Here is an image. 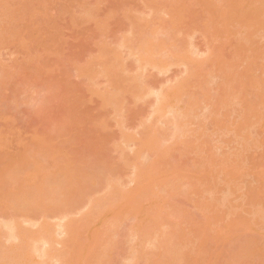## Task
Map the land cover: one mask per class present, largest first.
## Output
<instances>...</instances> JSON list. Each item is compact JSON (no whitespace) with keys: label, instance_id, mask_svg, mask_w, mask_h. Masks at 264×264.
I'll return each instance as SVG.
<instances>
[{"label":"rangeland","instance_id":"rangeland-1","mask_svg":"<svg viewBox=\"0 0 264 264\" xmlns=\"http://www.w3.org/2000/svg\"><path fill=\"white\" fill-rule=\"evenodd\" d=\"M142 1L144 0H140V1L139 0H30V1L0 0V4H1L0 6L4 8L2 10L0 9V13L3 11V13H1V16L4 14L2 17L0 16V20H1L0 24L1 23L3 24V26L2 24L0 25V30L1 29L3 30L4 28L7 31V32L5 31L6 34L5 33L3 34L4 30L0 31L2 32L1 35L4 36V37L2 36L0 37L1 40L0 42H2V44H0L1 45L0 48L2 49L0 50V141H1L0 164L5 163L6 161L8 164V165L4 164L3 166L2 165L0 166V175L3 174L2 167L5 166L4 172L6 174L4 173L3 176H1L3 178L4 176H6V179L5 178L3 179L4 183L6 182L7 184L9 180L10 181L15 180V181H11L12 183L16 182V179H12L13 178L12 176L14 175L16 178L18 179L20 178L19 179L20 181H18L17 179L16 184L14 183L15 185L21 182L22 184L20 183L19 184L20 186H22L26 182L24 186H22V189L26 185L30 186L31 184L33 185L36 183L35 185L30 187H32V189L35 191V192L33 191L34 194L39 195V197L37 196L39 199L37 197L35 199L43 203L44 201L43 198L45 197L44 194H46L47 188L43 189L42 186H44V183H42V181L43 179L44 180L48 179L49 181H51V183L56 182V180L54 181V179L57 178L58 173L55 174L57 176L53 178V180L52 178L51 179L47 178V176L44 177L42 176L43 179H40L41 175L52 174L51 176H54L53 175L54 172H56L58 169L59 171L62 170V172L60 173L64 174L63 176L65 178H63L60 174L58 176V179L62 178V182H64V184L66 182V184L63 185L64 196L63 198L61 197L62 201L59 197L61 203L60 205L57 206H60V209H62L61 208L62 205L64 206V204H67L66 210L65 208H63L64 213H68L69 211L75 212L80 206L81 209L86 208L84 206L87 205L86 203L88 201H90V200H86V198L83 197V193L81 196L83 198L81 197L78 198L77 196L73 195L77 187L75 188L73 186L74 190H69L71 189L70 187L72 186L71 180L74 183L76 182V179L78 180L79 178H81L82 180L80 179L81 180L80 182L85 184L84 182L86 181L88 182L89 181L88 179H90V177L94 174V177H92V179H90L89 181L90 182L89 184H91V181L97 180L96 178L98 177L99 174L98 171L102 170L99 174V179L97 180L100 185V182H102L101 180L106 176L103 175L105 170L109 171V173L105 171L107 174H110L112 172V176L114 177V178L111 176L109 177L108 175L109 177L108 179L106 176L105 179H103V181L105 182L106 179L108 182V180H110L111 178L110 181H113L114 183L116 177H119L120 175V177L117 178V181L118 179H120L121 182L120 183L117 182V184L120 185L122 183L120 185L123 186L122 189L124 188L122 193L120 191L121 188L118 190L115 187L116 185L114 186V188L116 189L114 188L112 189L111 186L109 187L113 190L111 191L112 195H110L109 188L107 189L108 191L106 190V192H103L105 190H103L102 188L103 186H101L102 192L101 191L98 192L97 195L95 193L94 195L96 196H92L94 197V199L91 198L92 199L91 201L94 202L96 201L98 205H101L100 208L96 206L97 204L93 203L97 208L96 210H98V208L101 210L97 212L93 208L95 210V215L94 214L92 215H94L93 217H95L97 214L99 215L101 214L100 217L97 215L95 217L96 219L95 220L91 215L90 218L92 219L90 220L88 218L90 215L87 216V213H84L83 210H81L83 211L81 213L73 212L75 215L76 214L80 215V216L72 215L74 217L71 223L73 221H75V223L74 224L70 223L72 227L69 230L75 228L73 230L75 233L73 232L72 234V236L73 235L74 236L70 237L68 234V230L67 233L61 232L60 237H59V232H56L58 236V239H56V241L58 242L60 241L59 244H62V246L58 245V242L53 240L54 242L53 246H55L57 250L53 249V252L50 250L51 252L50 253L48 252V254L53 256L54 253H56V251H57L56 254H58L59 251L61 250L63 254H65V256H57V255L55 256L59 260L63 257L62 258L63 262L65 261V263L67 264H83L82 263L83 260L87 261L84 262V264H92V263L95 264L97 262H98L97 264H102V263L127 264L128 262L129 264H264V14H261L259 12L257 13V16L255 15L256 18L263 21L261 22L260 20H258V23H256L257 21L255 20L256 18H254V14L250 12L251 8L249 7V5L251 4L248 5V0L246 1L244 0L245 2L243 1L241 7H236V8H234V5L236 3H234L233 5L230 4L229 7L231 8H225L226 5L225 3L228 2V0H164V1L151 0L152 2L150 0H147L149 1L150 4H147L148 2H146L145 0L147 5H145V2L143 3ZM159 3L160 5H158ZM251 3L252 4L254 3L253 5H251L252 8L258 7L260 5V3L257 2H251ZM211 4L215 6V7L213 6L215 9H213V7H210L212 6ZM228 4L229 2L227 3V6ZM24 5L27 6V8ZM30 5L34 6L32 7V9L34 8V10L31 9ZM246 7L249 9H247ZM153 8L154 10L158 9L157 11L155 10L156 12H158L157 14L155 11L153 12V10H151ZM206 8L207 9L210 8V9L207 10ZM236 12L239 13L240 17L236 18L235 15H233V13ZM82 13H85V15H83ZM151 13L155 15L151 16ZM23 15L25 16L23 17ZM13 30H15V32ZM149 32L150 33L155 32V34L158 32L159 34L155 35L157 39H154L155 37V36L153 37L154 34L150 35ZM9 33L11 34V36L9 35ZM146 33L149 34L148 36L149 40L151 39L150 38L151 36L152 39H154L151 40L150 44L155 45L152 42L159 43L160 41H162L163 46L164 47L166 46V48L163 47L160 48V46H158V48L155 49L161 50L163 48L165 49L166 52L168 51L170 52L167 56V60L163 56L165 62H162L161 67L164 66L166 67V65H168L169 62L171 61L170 54L171 52L174 51L173 48H175L174 46H176V44L177 47L179 44L182 46V47L181 46L178 47L179 49L180 48L183 49L185 47L184 51L183 50L179 51L181 53L186 52V54L187 53L189 54V52L191 53L193 50L197 51L191 53L195 55L196 60L194 59V55L193 57L191 56L195 61H197L198 58L201 63L203 58H206V56L207 58L204 59V61L201 63L203 66L202 65L195 66L193 64H191L192 65L191 66L189 64V67L191 66L190 72H189L190 69H188L187 67L186 68L188 71L187 70L185 71V67L183 69L182 67L179 66H174V67L170 66L173 63H175L177 60L175 62L172 61L173 63L170 62L169 65L170 68L168 69L166 67V69L168 70L164 68V70L166 71L162 70V68L160 67V69L162 70L161 73L164 71L162 74L156 71L159 70V68L153 70V68L149 67V65H147L148 67L145 68L146 64L145 66L143 65L144 67H142L141 64L142 68L140 69L142 71H140L139 69L140 63L138 62L137 65L136 63L137 59L136 61H134L135 60L134 58H136L137 56L135 55V52L134 55L136 57L132 55L133 54L132 50L134 48V50L138 49L139 51L142 47L148 46L149 43L146 40L147 39ZM246 33L247 35H245ZM130 35H133L132 38ZM190 35H192L191 41L189 40ZM126 38L128 39V41L126 40ZM122 39H125L126 42L125 40ZM136 39L138 40V44L135 43V41H137ZM141 39H143L144 41L146 40L147 45L144 44V42L142 41L143 46H140L142 45L141 43H139V41L141 42ZM121 40L124 43H119V41ZM177 41L179 43H177ZM183 41L186 43H184ZM190 42H191V46L193 44L195 48V49L193 48V50L191 51H189V49H191L193 46L190 47V44H188ZM26 43L28 44V48H26L27 47ZM117 43H119L121 46H123L122 44H124L123 46L124 48L127 45L125 43H129L126 48L127 50L121 48L119 51L120 45L118 46ZM251 43L253 45H251ZM132 45L133 46L139 45V47L141 48L136 46L132 48ZM152 45H149L150 47L148 48H151ZM116 47L119 51L117 55L120 53V55L118 56H120V59L122 56V61L124 62V63L120 62L124 64L122 65L124 67L123 69L127 73L129 72L127 74L123 71L124 72L123 74L120 71L119 67H117L116 69L118 71L114 70L116 73L119 72V74H121L119 75V79H118L119 82L117 81V83H119L118 88H116L118 89L117 93L115 92V88H113L112 86L115 87V84H117L115 83L114 78H117L118 76L115 77L114 75V78L112 77L113 79L109 80L107 78V75L105 74V78L103 77L104 79L99 77L96 79L95 77V80H93L94 78L91 79V77L95 75L93 74V72L90 71L91 74L93 75L90 76V79L94 82H90L91 80L87 79L89 77H86L88 74H90L89 67L92 68L91 70L94 71V73L97 72L96 70H93V67L96 69L99 66L98 65V62H100L99 59L103 58L102 60L103 62H101L100 64L103 63V65L106 67L105 69L107 70L108 66L106 65L105 63L106 60L104 59L106 56L105 54L109 53L107 56L109 57L110 60L107 61H110V63L112 62L113 64L114 62L113 60L111 61V58L113 57V55L115 56L116 54V53L112 54L113 52L117 51ZM129 48H131L132 56H130V58H127V60L126 59L124 60L123 58L128 57L127 53H129L128 51H130ZM207 49L210 51L211 54L208 53ZM176 50L177 49H175V51ZM198 50L200 53L198 52ZM163 51L159 53H163ZM175 51L174 53L178 52ZM205 51L206 53H204ZM100 53L103 55V57H101L102 55ZM149 53L151 54V50H149ZM152 53L153 55L156 54V50H153ZM181 53L179 54L182 55L183 53L182 54ZM164 54L166 55L165 52L162 55ZM180 55H178V53L174 54V56H180ZM197 55H202V56H197ZM148 57L149 59H151L150 55H148ZM148 57L147 58L145 57V59H148ZM156 57L160 59V57L158 56ZM201 57L203 58L201 59ZM173 58L175 59V57L172 56V59ZM106 59L108 58L106 57ZM144 62L147 63L146 61ZM159 62H161V60ZM248 62H250V64ZM108 65L111 66L110 64ZM157 65L158 63L154 65V67H156ZM115 66L116 65L108 67L109 68L108 71L112 72L113 67ZM135 66H137L136 69ZM193 66L195 67L192 69ZM87 67L89 68L88 74L86 73ZM103 68H100L101 72L102 71L104 72L105 69L102 70ZM246 68H248L247 69L248 72ZM100 69L98 71H100ZM193 70L195 71V74L193 73L195 76L192 75L193 77L190 76V78L188 77L189 78L188 79L187 76L192 74ZM83 71L85 74L83 73ZM110 72L108 74H110ZM135 72L138 74H136ZM139 72L141 75H139ZM184 72L187 73L186 77L184 75ZM112 73L110 74V77L112 76ZM134 73L139 76H135ZM183 79L185 80L184 82L185 85L182 83ZM228 80L230 82H228ZM109 81H111V83L107 85ZM112 81L114 82V85L112 84ZM207 81L208 83L210 82L211 84H208ZM228 83L229 84L232 83L231 86L233 89H231L230 92L228 88L230 89L231 86H229ZM90 84L91 86L94 84L93 85L94 87L93 86L91 87ZM177 84L182 85V90H180V87H178ZM99 85H101V87ZM183 85L184 88L186 87L187 89L185 88V90H183ZM148 86H149L148 92L149 91L151 92V90L152 92H154L153 89L155 90V92L157 90L156 95L159 96V91H160L161 97L163 96L162 94L167 95L166 94L167 92L165 93V91L168 88L169 89L172 88L171 86H173V88H176V86L179 88V90L178 89L170 90L171 94L172 91L173 92L177 91L175 92L176 94L178 93L181 95L182 93V95L184 96V97H180L179 95V100L182 99L181 101L182 103L180 104V101L179 103L177 101L179 108L177 106H175V108L177 107L179 110L176 108L177 111L174 110L176 113L175 112L173 113L175 116L172 114V116H174L175 118L178 117L179 122H180L179 119L182 118L184 119V117L181 116L184 114V113L182 114V111L186 110L187 108L191 109L192 107L189 106V103L192 101V99L194 100V98H196V101L195 100L192 101V102H197L198 108L195 105L196 106L195 108H197V110H195L196 114L188 113L189 110H187V112L185 111V113H188L189 116L193 114L195 117L191 115L192 117L186 118L188 120L184 119L185 122L182 119L181 120L182 123L180 122V126L179 123H177L178 121L176 119L175 123L178 129L182 128L181 126L183 123L184 124L190 123L189 127H186L185 129L182 128L183 130L180 129L182 130L181 132L180 130L178 131L177 128L175 129L182 134L177 133V131L176 133H173L174 132L173 123L175 120L170 122L172 120L171 115L168 114H166L167 116L164 115V119L157 118L158 115L161 114L160 113L162 112L161 110H163V107L161 108L162 104L160 105V103L163 102L164 107L168 106V105L165 106L166 102L164 100L166 98L162 99L164 97L161 98L159 96L161 100L160 99L157 100V98L154 96L155 95L154 92L152 93L153 95L151 94V96L149 97H144V96L141 97L142 98L141 101L135 100L134 96H137L139 94L144 95V93L147 94L146 88ZM143 87L144 89H142ZM150 87L152 88L151 90ZM136 88H138V90ZM203 88H205L204 91ZM134 89L136 90L134 91ZM169 89L167 91H169ZM95 90L97 92H95ZM120 90L123 91L121 92ZM109 91L110 93L114 92L115 96L118 95L117 98L121 94L119 97L121 100L116 103L121 106L118 107V105H116L115 106L116 109H114V111H113V106L115 105L114 100L118 101L119 99L117 100L113 96L112 97L113 100L111 101L112 106L111 105L105 106L107 103L111 104L110 101L107 102L106 99V97L108 98L109 96L111 97L113 95L112 93L111 95H109L110 94ZM185 91L186 93H184ZM254 92L256 93L255 97H253ZM101 94L103 95L104 98L101 96ZM132 94L134 95L133 96L134 99L132 98ZM149 94L150 93H148L147 95ZM185 94H188L189 96L191 95V97L193 96L192 99L190 98L191 99L190 102L187 101L189 96L187 95L188 96L187 97ZM204 94L206 97L204 96ZM168 95H170L169 92ZM223 95L227 98H225ZM222 97L225 100H223ZM104 99H106V101ZM247 99H249V101ZM159 100L160 103L158 104ZM184 101L186 103L188 102L187 106L186 103H184ZM103 102L104 103L107 102V103L104 104ZM253 103L254 106L252 105ZM155 104L160 105L161 110L159 108L156 109L155 108L156 106H154ZM182 104L183 106L184 105L185 106L182 107ZM110 106L112 108H110ZM108 107L110 110L108 109ZM180 107L182 108V110ZM204 107H206V110ZM118 108L119 110H117ZM193 109L194 106L191 110L192 112H194ZM115 110H117V112H115ZM157 110L159 111V113L157 112L158 114H155L154 112ZM119 111L121 114L118 113ZM178 111L180 112L179 113L180 115H178ZM212 111L213 113H211ZM151 112L153 114H151ZM153 115H156L157 117ZM205 115L208 117H205ZM152 116L154 117V122ZM160 116H162V114L159 115V117ZM179 116L182 118H180ZM184 116L186 117L187 114H185ZM165 117L166 118L168 117L167 119L169 121H166L167 119ZM163 120H165L166 122L165 121L163 122ZM142 121L143 123H141ZM119 124H121L122 127H120ZM184 126H187V124ZM161 128H163L161 130L162 132L160 131ZM147 130H150L149 132L150 135L147 133ZM157 130L160 131L159 134H162L161 136L163 138L159 136L158 134L159 131L157 132ZM164 130L166 132L168 131V133L163 132ZM187 131H189V133L185 135L186 133L184 132ZM123 133L124 134L128 133L130 136V137L127 136L126 140L129 137L128 139L131 138L133 141L131 143L128 140L129 143L127 142L128 144H126L127 147L126 150H123L125 146H123L122 148V143L124 141L123 138L125 137H122L123 141L122 143H120L121 136L124 135ZM155 133L158 134L157 136H159L160 139H162V141L165 143V144L163 143L164 144L163 146L162 141L160 140L161 141L160 143L162 144L160 145V147L161 146L162 147L160 149L158 148L157 151L154 148L156 147L155 145L159 143V141H157L158 143L157 142L154 143L153 140V144H155L153 145L151 140V139L157 140L159 138V137H157V139L156 137L152 138L156 136ZM164 133L166 134V136ZM203 133L204 135H202ZM169 134L171 136H174V134L175 136L180 134L182 135L181 138L183 137V139H179L180 136L179 137L174 136L175 138H178L177 141V139H175L174 137L171 138ZM165 137L166 139L164 140ZM36 142L38 143V146L37 145L35 146V144H37ZM133 143H137L135 144V147L138 146L137 151L131 148L134 147ZM149 144H152L153 147L154 146L155 147L153 148L152 145ZM30 146L31 148L33 147L35 151L33 149L31 150V148L30 150H28L29 148L27 147ZM147 146L152 147V148L148 147L149 152L146 151ZM36 147L37 149H40V147L43 148L41 150H38L39 152L41 151L39 155L37 154V149H35ZM119 147L121 148V150H123V152L126 151L125 153L128 155L126 156L125 153H122L120 155L121 150L118 149ZM128 148H131L129 149L130 153H128L129 152L127 150ZM141 149L142 150L144 149L143 151H146V153L148 152L146 156L145 153L144 156L141 157V155H143L142 153L143 151L141 152ZM164 149L165 150L167 149L168 151H165ZM131 150H133V152H136L135 155H133V152H131ZM152 150H154V153L152 152ZM43 153H46V155H43ZM2 154L10 158L12 157L13 158L9 161L8 159L10 158L7 157L8 158L7 159ZM232 154H234L237 157H235ZM222 155L224 156L222 157ZM137 156L139 157L136 159ZM18 157H20V159L22 158L23 161L21 160V162H19L20 160H16L18 159ZM208 158L210 159V161ZM141 159L142 160L145 159V161L147 160V164L148 163L149 164L148 165L146 164V167H144L145 164L144 161H142L141 168H139L140 167L139 163H141L140 162ZM26 160L27 162H25ZM135 160L138 161L136 162ZM12 161L13 162L15 161V164L20 163L19 164L20 166L22 165L24 166V168H26L22 170L23 174L20 173L21 169H19L22 166L20 167L17 164L15 168V164ZM28 161H30L31 164L30 162L28 163ZM100 161L102 162L103 166L105 164L104 168H101L103 166H101L102 164ZM134 162H135V168L133 167L134 164L132 165V163ZM153 162L155 164H152ZM136 163L138 166L136 165ZM13 164L15 169L13 168ZM113 164L115 167L113 166ZM151 164L155 165V167L153 166L154 167L153 168ZM110 165L113 167H110ZM157 165L158 167H156ZM6 166L9 167L6 168ZM46 166H48V168L53 166L51 168L52 170H50V168L49 171L48 169L46 170L47 168ZM60 166L62 167L60 168ZM147 166L152 167V169L149 167L151 169L149 171L148 170L149 168L147 169ZM67 167L70 168L67 169ZM94 167H97V169H95ZM131 167L134 168V171L132 170L133 168L131 169ZM143 167L146 170H148L147 173ZM9 168L10 169L12 168L13 171L18 174L17 175L16 173L13 174V171H11L12 169L8 170ZM40 168L44 169L45 172L41 171L42 169L39 170ZM98 168L101 169L98 170ZM136 168L137 170L141 169V173L137 172L138 174H140V177L138 176L139 178H137V180L139 179V182L142 185L140 184H138L139 186L136 184L134 185L136 181H133V184L129 185L132 182L130 181V179H128V176L130 172L131 174L129 178H132L134 175H136L135 172ZM16 169L18 172L16 171ZM7 170L9 172L11 171L12 175L10 174L11 172L8 174ZM38 170L40 172H37ZM26 171L29 172L27 173ZM89 172L91 173V176H89L90 175ZM96 173L97 176H95ZM38 174L40 177L38 176ZM155 174H158L156 175L158 179L154 177ZM25 176L26 178H24ZM152 176L155 179L152 178ZM7 177L9 178V180L7 179ZM85 177H87L88 179L86 180ZM140 179L141 180L143 179V183H141ZM33 180L35 182H32ZM97 181H93L92 184L94 183L96 184L92 186L95 188L94 190L99 191L100 188L98 187L99 189H97L96 186L98 185ZM152 181H154L153 185L151 183ZM62 182L58 184L59 187L60 185L63 184ZM105 182L102 183L105 184ZM156 182L158 183V185ZM229 182L231 183L229 184ZM12 183H9L11 188L14 189L19 188L18 186L15 185H14L15 187H12L13 185ZM50 184L49 183L47 184L46 182V185L50 186ZM67 184H69L68 187H66ZM107 184H109V182ZM166 184H168L169 187H166ZM9 185H7V187L4 185L5 186L4 190L6 189L10 194H12L13 192L16 193L18 192L17 190L11 191V188L7 189ZM38 185L40 186L42 185L41 186L42 188L40 187L41 190H39ZM75 185L77 186V183ZM227 185L229 186V188ZM2 186L3 183L2 184L0 183V188ZM85 186H84L85 189H83L80 186L77 188V190L79 191V188H82V190H86L87 189L86 187L89 185H87L86 187ZM50 187H53V185ZM139 187L140 189H138V192L139 190L140 192L138 193L136 191L137 190L136 188ZM37 188L39 191H43L42 194H40L41 192L38 193L39 191L37 192ZM22 189L19 190L22 191ZM28 189L25 190L28 191ZM66 189H68L69 191L67 190L66 192ZM224 189L226 192L224 191ZM47 190L50 191L49 189ZM114 190H118L120 193L119 195H122V197L120 196L118 200L114 201L113 199L116 198L117 196L116 194V196L112 199L113 202L110 204L111 205L110 208L107 207L109 205L105 206V202H107V200L105 199L109 198L106 196H110V197L113 196V194L115 193ZM51 191L54 192V190ZM133 191L138 193V195L135 193L136 194L135 198ZM143 191H147V193ZM56 193L58 194V196L62 194V192L60 194L58 192ZM67 193H73V194H68L70 200H67L69 202L66 203L63 201L65 197H68ZM126 193L128 196L130 195L131 197L129 196L125 198ZM142 193L146 194L145 197L147 196L148 198H145V200H143L144 194ZM13 194L16 196L14 197V199L16 198V200H18L17 197H19L18 196L19 193L18 194L13 193ZM23 194L27 196L26 193ZM6 195L8 194L5 193V197ZM84 195L85 196L88 195L90 198L92 194L91 195L90 193L87 194L86 191ZM10 196H8L6 199H9V201L11 200L10 203L11 206H13L12 199H10ZM34 197L35 195L31 197L32 202L30 201V199L28 200V202L30 201V203H35V205H33L34 207L30 206V209L34 210V208L38 207L37 212L42 211V209H44L45 206L47 207V205H50L51 203L50 200H47L46 202L44 201V203L47 205L42 207L44 203L41 205L38 202L37 203L34 202V199L32 200V198ZM41 197L43 201L40 199ZM50 197L52 198V196ZM50 197L48 198L51 199ZM76 197L78 199H82V201L81 204L75 203L76 205L79 204V207H77L78 206L77 205L76 206L77 209L76 207L74 209L73 207H71L72 204H70V202L74 203L77 199ZM98 197L99 198L102 197L100 201L98 200L99 203L101 202L100 204L96 200V198ZM3 198L4 195L2 198L0 197V200L1 199L4 200ZM20 198L22 201L23 198L22 197ZM26 198L28 199V196ZM89 198L87 197V199ZM27 199H25L26 202ZM84 199L86 200V203ZM51 200L54 201L55 199H51ZM103 200H105V202H103ZM78 201L80 200H77V202ZM4 202L5 203H9V202L4 200L2 204H0V208L3 205V208L1 209L5 210L8 208H4V207L10 206L9 205L10 203L7 204V206L5 204L4 206ZM108 202L110 203L111 201ZM17 203L15 201V204ZM82 203H85V205L82 206L83 205ZM36 204H38V206H36ZM56 204H59V202L57 201ZM56 204L55 206L54 204L52 206L50 205L51 208L52 207L56 208L57 207ZM18 205L20 206L21 204L18 203ZM50 206L47 208H50ZM24 207L23 209L30 210L29 205L27 206L28 208H24ZM71 209L74 210L71 211ZM79 209L77 211H79ZM56 210L57 213H54ZM86 210L89 211L88 214H91V212L93 211L92 208H86ZM2 211L3 210H1L0 212L2 213ZM12 211L10 210L9 212L8 210L6 211V217L5 219L3 218L4 221L2 220L4 224L10 223L8 219L10 220L11 216H15L13 214H15L17 210L13 211V213ZM35 211L36 210H34L29 214L31 215V217L33 216V218H35L38 221V223L34 219L37 225H35V227L28 226V230L30 229L29 227H31L32 229L30 230L34 232L31 235H29L30 231H28L27 235L33 238V234H37L39 231H43V230L47 231L50 229L49 231L51 232L52 228L53 230L57 231L56 230L57 224L55 229H54L55 225L54 227L51 226V228L48 227V225L49 224L51 225V223H47L46 225L44 220H42L45 219L46 217L45 216L43 217V214L41 216V214L39 213L33 215L32 213L35 214ZM43 211L45 214L46 210ZM43 211L41 213H43ZM63 211L60 213L58 208H56L54 212L49 211L48 214H46V216L48 217L46 219H49L50 217L54 216L56 218H54V220L51 221L53 223H58L59 222L58 218L61 217ZM23 212L24 211H21L20 213L23 214ZM49 213H51V215ZM53 214H57V215L55 216ZM116 214L118 217L115 216ZM22 216L23 217L20 216L21 219L24 218V214ZM28 216L29 215H26V219ZM112 216L116 217V221H120L119 223L113 222L114 224H118V226L120 227L115 229V225H113V223L111 224V226L113 225V227H109L111 220L115 221V218ZM16 217L18 218V216ZM16 217H12L11 220L13 218L16 219ZM85 217H87L90 222L87 225H84V223L86 224L88 221V219L87 218L85 219ZM33 218L31 219L33 220ZM82 219H85V221L86 220L87 221L85 222ZM80 220H82L83 222ZM47 221L48 220H46V222ZM108 221L110 222L108 223ZM39 222L45 223L44 225L45 229H43L44 227L43 224L41 223L43 228L40 230L41 225L39 224ZM3 223L0 225L1 228ZM20 223H22V220ZM81 224L84 227H86V229ZM38 225L40 226L38 227ZM73 225H80L81 228L77 226L78 227L77 229L79 231L81 230L80 233H78L79 231ZM155 226L158 228H155ZM22 227L25 229L24 226ZM36 228H38L39 230ZM108 228L111 229V232H109L110 230ZM24 229H23V233H25L26 235ZM106 229H108L109 231ZM112 229H114L113 233H112L113 231ZM155 231L158 233H155ZM53 232L51 233L53 234ZM81 232L85 234H82ZM62 233L66 234L64 235L65 238H63ZM70 233L72 232L70 231ZM115 233H117V235ZM76 234L79 237L78 239L76 238L77 237ZM36 236H40V234H37ZM69 238L73 241V244L72 242L71 244H68L70 243ZM73 238L76 240L74 241ZM66 239H68V241H65ZM80 239L82 240V242L80 241ZM151 239H153L152 240L153 242L151 241ZM4 240H5L3 241L4 245L2 244V242H0L2 246L0 247L4 248V251L2 250L3 252L0 251L2 253L0 255V260H1V256L7 251L8 248L7 246L8 240H6V238ZM10 242L11 241H9V243ZM66 243L68 245H66ZM153 243L155 246L153 245ZM77 244H79L77 248L73 246V245L76 246ZM12 245H14L12 246L13 250H16L17 246L19 245V242L15 241L12 243ZM38 245L42 246V244H38ZM37 246L35 247L33 246L30 249L36 248ZM67 246H73L72 248L68 247V250H70V248L72 250L71 251L66 250ZM106 246H107V250H104L105 253L102 255L103 249H106ZM163 246L165 247L162 248ZM10 247L11 246H9V249ZM29 247H31V245ZM51 247H48L47 249H50ZM80 247L81 250L79 249ZM92 247L94 248V250L95 249L96 250L95 251L92 250L93 249ZM128 248L129 249L134 248V249L132 251L131 249L129 250ZM37 249L38 247L36 248V250H32L31 252L32 259L33 257L34 258L36 257L34 252L39 253L38 251L44 250L41 249V247L38 250ZM47 249L45 254L47 253V251H49ZM73 249L76 250L74 251V253L75 252L78 253L77 256L76 254L72 253ZM99 250L101 253L99 252ZM30 251L31 250H29L27 253L29 254ZM61 251L60 254L62 255ZM91 252L92 253L94 252V254H92ZM79 253L81 254L79 255ZM39 254L41 255L42 252ZM90 254L93 255L92 256L93 258L90 257ZM40 255H38V257ZM99 257L101 258L100 260L98 259ZM51 258L54 259L56 262H58V260H56L55 257L54 258L51 257ZM94 258H97L100 261V263L97 259ZM179 258L181 262L179 261ZM62 259L57 264H61ZM47 260L49 261L51 260L50 256L49 259ZM88 260L89 262L90 260L92 261L88 263ZM34 261L36 262L40 261L37 262V264H40L41 261L44 263L43 259L33 260V262L30 261L31 263L30 262L29 263L34 264ZM51 261L52 263L48 262L45 264H53L54 261L53 260Z\"/></svg>","mask_w":264,"mask_h":264},{"label":"bare ground","instance_id":"bare-ground-1","mask_svg":"<svg viewBox=\"0 0 264 264\" xmlns=\"http://www.w3.org/2000/svg\"><path fill=\"white\" fill-rule=\"evenodd\" d=\"M29 1H30V0H29ZM139 1H140V0H139ZM150 1H151V0H150ZM152 1H154V0H152ZM152 1H151V2H152ZM163 1H164V0H163ZM241 1H242V2H241ZM243 1H244V0H228L229 4H228V6H227V3H228V2H226V3H225V4H226V5H225V8H231V7H229V5H230V4L233 5L234 3H236V4L234 5V8H236V7H241ZM245 1H246V0H245ZM245 1H244V2H245ZM249 1H250V0H248V5H249V4H251V5L254 4V3L252 4L251 2H257V3H260V5H259L258 7H253V8H252L251 5H249V7L251 8V11H250V12L254 14V18H256L257 13H259V12H260L261 14H264V10H263V9H264V1H263V0H253V1H250V3H249ZM2 2H3V1H2ZM142 2L144 3L145 0L142 1ZM146 2H148L147 4H150L149 1L146 0ZM146 2H145V5H147ZM161 2H162V1H161ZM24 4H25V3H24ZM0 5H1V4H0ZM26 5H29V4H26ZM158 5H160V3H159ZM211 5H212V6H210V7H213V6H214L213 4H211ZM6 6H7V5H6ZM20 6H21V4H20ZM24 6H25V5H24ZM148 6H149V5H148ZM208 6H209V5H208ZM208 6H206V7H208ZM0 7H1V8H0L1 10L4 9V8H2V6H0ZM25 7L27 8V6H25ZM30 7H31V9H32V7H34V6H31V5H30ZM158 7H159V6H158ZM214 7H215V6H214ZM214 7H213V9H215ZM247 7H248V6H247ZM247 7H246V8H247ZM154 8H155V5H154ZM154 8L151 9V10H153V12H154L155 10H156V11L158 10V9H155V10H154ZM156 8H157V7H156ZM5 9H6V7H5ZM7 9H8V8H7ZM84 9H85V8H84ZM148 9H149V8H148ZM206 9H207V8H206ZM209 9H210V8H209ZM209 9H207V10H209ZM247 9H249V8H247ZM29 10H30V9H29ZM32 10H34V8H33ZM32 10H31V11H32ZM35 10H36V9H35ZM8 11H10V10H8ZM83 11H85V10H83ZM89 11H90V10H89ZM156 11H155V12H156ZM160 11H162V10H160ZM1 13H3V11H2ZM1 13H0V16H1ZM24 13H25V12H24ZM149 13H150V12H149ZM157 13H158V12H156V14H157ZM161 13H162V12H161ZM5 14H6V13H5ZM82 14L85 15V13H82ZM87 14H88V12H87ZM159 14H160V13H159ZM3 15H4V14H3ZM3 15H2V16H3ZM152 15H155V14H152V13H151V16H152ZM233 15H235L236 18H237V17H240L238 12L233 13ZM236 15H237V16H236ZM255 15H256V16H255ZM2 16H1V17H2ZM24 16H25V15H23V17H24ZM148 16H149V15H148ZM20 17H21V15H20ZM153 17H154V16H153ZM156 17H157V16H156ZM151 18H152V17H151ZM151 18H150V20H151ZM23 19H24V18H23ZM238 19H239V18H238ZM255 20L257 21L256 23H258V20H260V19L256 18ZM260 21H261V20H260ZM260 21H259V22H260ZM0 22H1V20H0ZM261 22H263V21H261ZM261 22H260V23H261ZM1 24H2V23H1ZM1 24H0V25H1ZM2 26H3V24H2ZM1 28H2V27H1ZM16 28H17V27H16ZM162 28H163V27H162ZM167 28H168V27H167ZM14 29H15V28H14ZM1 30H2V29H1ZM1 30H0V31H1ZM3 30H4V31H3ZM3 30H2V31H3V34H4V33L6 34L7 31H6L4 28H3ZM8 30H9V29H8ZM153 30H154V29H153ZM5 31H6V32H5ZM13 31L15 32V30H13ZM16 31H17V30H16ZM169 31H170V30H169ZM246 32H247V31H246ZM10 33H12V32H10ZM10 33H9V35L11 36ZM144 33H145V32H144ZM144 33H143V34H144ZM149 33H150V32H149ZM166 33H167V32H166ZM241 33H242V32H241ZM243 33H244V32H243ZM1 34H2V32H0V37L2 36ZM151 34H154V35H153V37H154L155 35H158L159 33L157 32V33L155 34V32H154V33L151 32L150 35H151ZM160 34H161V33H160ZM162 34H163V32H162ZM141 35H142V33H141ZM144 35H145V34H144ZM243 35H244V34H243ZM245 35H247V33H246ZM10 36H9V37H10ZM14 36H15V35H14ZM130 36H131V38H132L133 35H130ZM139 36H140V35H139ZM139 36H138V37H139ZM146 36H147V39H146V40H147L148 43H149L148 46H145V45H144V46L146 47V49H145V47H142V48L139 47L140 44L137 45V46L134 45V46H136V47L141 48V49H140L141 51H140V50L138 51V49H136V50H137V52H136V50H134V48H133L134 46L132 45V48H133V50H132L133 54H132V55H134V52H135V55H136L137 57L134 55V57H136V58H134V59H135L134 61H136V59H137V61H136L137 65H138V62L140 63V64H139L140 67L138 66L139 69L142 68V67H144L145 64H146L145 68L148 67L147 65H149V67L153 68V70L159 68V70H156V71H158V73H161V71L164 70V68L166 69V67L169 69L170 66H173V67H174V66H179V67H182L183 69H184V67H185V71H186L187 68H188V69H190V70H189V72H190V71H191V66H192L191 64H193V65H195V66H198V65L201 66V65H202L201 63L204 61V59L207 58V56H206V58L201 57V59L203 58V60H202L201 63H200V60L196 57V58H197V61H195V60H196V59H195V55H194V54H191V53H192V52L194 53V52H197V51L193 50L194 45L192 44V46H193V47H192V46H191V42L188 43V44H190V47H192L191 49H189V51H191V50H193V51H192L191 53H190L189 51H187V52H189V54H188V53L186 54V52H185V53L182 52L183 54H182L181 52H179V51H182V50L184 51V48H185V47L183 46V47H184L183 49H181V48L179 49L178 47H180L181 45L179 44L178 47H177V44H176V46H174L175 48H173L174 51H175V49H177L176 51H178V52H177L178 55H180L179 53H181L182 55H180V56H174V54H177V53H174V51L171 52V54H170L171 57H170V55H169V57L171 58V61H170V62L173 63V62H175L176 60H177V61H176L175 63H173L172 65H170V62H169V64L166 65V67H165V66H164V67H161V66H162V62H165V61H164V57H165V59L167 60V56H168V54H169L170 52H169V51L166 52L165 49H163V48H166V46H165V47L163 46V42H162V41L159 42V43L162 44V45H160L159 43H155V42H152V43H154L155 45L150 44V43H151V40L157 39L156 36L154 37V39H152V36H151V37H150V38H151L150 40H149V37H148L149 34L146 33ZM191 36H192V35H190V38L188 37L190 41H191V39H192ZM2 37H4V36H2ZM124 37H125V36H124ZM142 37H143V36H142ZM157 37H158V36H157ZM159 37H160V36H159ZM12 38H13V37H12ZM15 38H16V37H15ZM21 38H22V37H21ZM121 38H122V37H121ZM131 38H130V39H131ZM134 38H135V37H134ZM144 38H146V37H144ZM238 38H239V37H238ZM242 38H244V37H242ZM245 38H246V37H245ZM5 39H6V37H5ZM5 39H4V40H5ZM7 39H8V38H7ZM23 39H25V38H23ZM161 39H162V38H161ZM186 39H187V38H186ZM2 40H3V38H2ZM122 40H125V39H122ZM122 40L119 41V43H124ZM126 40L128 41L127 38H126ZM126 40H125V42H126ZM136 40H137V39H136ZM139 40H140V39H139ZM146 40L144 41L143 39H141V42L139 41V43L142 44V43L144 42V44H146ZM184 40H185V39H184ZM0 41H1V40H0ZM22 41H23V40H22ZM131 41H132V40H131ZM142 41H143V42H142ZM181 41H182V40H181ZM19 42H20V41H19ZM175 42H176V41H175ZM183 42H184V41H183ZM250 42H251V41H250ZM119 43H117L118 46L120 45ZM135 43L138 44V40L135 41ZM177 43H179V42L177 41ZM184 43H186V42H184ZM0 44H2V42H0ZM3 44H4V43H3ZM26 44H27V43H26ZM125 44L128 45L129 43H125ZM131 44H132V43H131ZM188 44H185V45H188ZM122 45L124 46V44H122ZM127 45L125 46V48H124L123 46L120 45V46H119V47H120V48H119V51H120L121 48H122V49H126V48H127ZM146 45H147V44H146ZM149 45H152V46H151L152 49H151V48H148V47H150ZM164 45H165V43H164ZM166 45H167V44H166ZM174 45H175V44H174ZM251 45H253V44L251 43ZM140 46H143V44L140 45ZM158 46H160V48L163 47L162 49H163L164 51H163L162 49H161V50H159V49H155V48H158ZM0 47H1V45H0ZM24 47H25V46H24ZM129 47H131V46H129ZM181 47H182V46H181ZM190 47H188V48H190ZM26 48H28V44H27V47H26ZM143 48H144V50H143ZM112 49H113V48H112ZM194 49H195V48H194ZM0 50H2V49L0 48ZM113 50H114V49H113ZM116 50H117V51H116ZM116 50H115L116 52H113V53L110 51L112 54L116 53L115 56H114V55H113V57L111 56L113 59L110 57V58H111V61L113 60L114 63L112 64V62L110 63V61H107V60H110L109 57L107 56L109 53L105 54L106 56L104 55V56H105L104 59L107 61V62L105 61V63H106V65H107L108 67H111V66L116 65V66H115L116 68L113 67V71H114V70H115V71H118V70H116V69H117V67H119L120 71H121L123 74H124V72L127 73V72L123 69L124 67L122 66V65H124V64H123L124 62L122 61V56H121V59H120V56H118V55H120V53L117 55V53L119 52L118 49H117V47H116ZM126 50H127V49H126ZM129 50H130V51H128L129 53H127V54H128V57L123 58L124 60H125V59L127 60V58H130V56H132V55H131V48H129ZM142 50H143V51H142ZM149 50H151V54L149 53ZM153 50H156V54H154L155 56L153 55V53H154L155 51L152 53ZM171 50H172V49H171ZM207 50H208V49H207ZM108 51H109V50H108ZM161 51H163V53L165 52L166 55H165V54L162 55L163 53H159V52H161ZM176 51H175V52H176ZM185 51H186V50H185ZM106 52H107V50H106ZM121 52H122V51H121ZM126 52H127V51H126ZM146 52H147L148 55H150V58H151V59H149V57H148V55L146 54ZM198 52H199V50H198ZM101 53H102V52H101ZM101 53H100V54H101ZM157 53H158L159 55H158ZM172 53H173V55H172ZM199 53H200V52H199ZM204 53H206V51H205ZM208 53L211 54L209 50H208ZM102 54H103V53H102ZM102 54H101V55H102ZM112 54H110V55H112ZM121 54H123V53H121ZM124 54H125V53H124ZM195 54H196V53H195ZM209 54H207V55H209ZM110 55H109V56H110ZM183 55H185V56H183ZM188 55H189V56H188ZM193 55H194V59H195V60L192 58ZM99 56H100V55H99ZM117 56H118V58H117ZM152 56H154V57H152ZM156 56L160 57V59H158ZM163 56H164V57H163ZM172 56L175 57V59L173 58L174 60L172 59ZM191 56H192V57H191ZM197 56H202V55H197ZM101 57H103V55H102ZM106 57H107L108 59H106ZM115 57H116V58H115ZM145 57H146V58L148 57V59H145ZM155 57H156L157 59H156ZM99 58H100V57H99ZM132 58H133V57H132ZM161 58H162V59H161ZM170 58H168V59H170ZM176 58H177V59H176ZM191 58H192L193 60H192ZM118 59H119V60H118ZM99 60H100V62H98V65H99V66L97 65L99 68L97 67L98 69H97V68L95 69V68L93 67V70H96L98 73H97L96 71H95L96 73H94V71L91 70L92 68L89 67V68H90L89 73L91 74V72H93V74H94L95 76H93L92 74H91V75L88 74V69H89V68L87 67V72H86V73L89 75V76H88L87 74H86L87 76L85 75L86 77H89V78H87V79L89 80V79H90V76H93V77H91V79L94 78L93 80H95V77H96V79H97L98 77L104 79V78H105V74H106V75H107V78L110 80V79H113V78H114V75H115V77L118 76L117 78H114L115 83H117V81H118V79H119V75H121V74H119V72L116 73L115 71H114V72L112 71L113 73L110 72V71H108V70H109L108 67H107V70H106V69H105L106 67L103 65V63L100 64L101 62H103V61H102L103 58H102V59H99ZM117 60H118V61H117ZM160 60H161V62H159ZM198 60H199V61H198ZM115 61H117V62H115ZM134 61H133V62H134ZM144 61H146L147 63H145ZM172 61H173V62H172ZM248 61H249V60H248ZM108 62H109V63H108ZM120 62H123V63H120ZM142 62H143V63H142ZM136 63H135V65H136ZM157 63H158L159 66L157 65L158 67L156 66V67H157V68H156V67H154V65H156ZM160 63H161V64H160ZM199 63H200V64H199ZM248 63L250 64V62H248ZM251 63H252V62H251ZM95 64H96V63H95ZM108 64H110L111 66H109ZM119 64H120V66H119ZM141 64H142V67H141ZM152 64H153V65H152ZM189 64L191 65L190 67H189ZM89 65H90V64H89ZM102 65H103V66H102ZM143 65H144V66H143ZM151 65H152V66H151ZM169 65H170V66H169ZM93 66H94V65H93ZM195 66H193L192 69H193ZM200 66H199V67H200ZM202 66H203V65H202ZM103 67H104V68H103ZM160 67L162 68V70L160 69ZM186 67H187V68H186ZM199 67H198V69H199ZM100 68H103L102 70L105 69L106 71L104 70V72L102 71V72H103V73H102ZM114 68H115V69H114ZM136 68H137V66H135V69H136ZM202 68H203V67H202ZM202 68H201V69H202ZM99 69H100V71H98ZM110 69H111V68H110ZM122 69H123V70H122ZM135 69H134V71H135ZM143 69H144V68H143ZM168 69H166V70H168ZM196 69H197V68H196ZM247 69H248V68H246V70H247ZM126 70H127V69H126ZM166 70H164V71H166ZM202 70H203V69H202ZM84 71H85V70H84ZM84 71H83V73H84ZM90 71H91V72H90ZM123 71H124V72H123ZM129 71H130V70H129ZM140 71H142V70L140 69ZM159 71H160V72H159ZM164 71H163V72H164ZM187 71H188V70H187ZM193 71H194V70H193ZM193 71H192V74L189 73L190 75H188L187 78H188V77L190 78V76L193 77L192 75L195 74V71H194V72H193ZM99 72H100V73H99ZM109 72H110V74L112 73V76H111V77H110V74H108ZM144 72H145V70H144ZM163 72H162V73H163ZM196 72H197V71H196ZM247 72H248V70H247ZM101 73H102V74H101ZM128 73H129V72H128ZM128 73H127V74H128ZM130 73H131V72H130ZM135 73H136V72H135ZM135 73H134V74H135ZM162 73H161V74H162ZM193 73H194V74H193ZM84 74H85V73H84ZM96 74H97L98 76H97ZM127 74H126V75H127ZM136 74H138V73H136ZM136 74H135V76H139V75H141L140 72H139V75H136ZM199 74H200V73H199ZM99 75H101V76H99ZM184 75H185V77H186L187 73L184 72ZM243 75H244V74H243ZM135 76H134V78H135ZM194 76H195V75H194ZM1 77H2V76H1ZM83 77H84V76H83ZM103 77H104V78H103ZM109 77H110V78H109ZM112 77H113V78H112ZM129 77H130V74H129ZM207 77H209V76H207ZM189 78H188V79H189ZM91 79H90V80H91ZM115 79H116V80H115ZM132 79H133V78H132ZM206 79H207V78H206ZM121 81H122V80H121ZM186 81H187V80H186ZM253 81H254V80H253ZM90 82H94V81L91 80ZM104 82H105V81H104ZM118 82H119V81H118ZM122 82H123V81H122ZM184 82H185V80L183 79V80H182V83L184 84ZM224 82H226V81H224ZM228 82H230V81L228 80ZM249 82H250V81H249ZM257 82H258V81H257ZM105 83H106V82H105ZM109 83H111V81H109L107 85H109ZM188 83H189V82H188ZM207 83H208V81H207ZM94 84H95V83H94ZM94 84H93V85H94ZM112 84L114 85V82H113V81H112ZM112 84H110V85H112ZM117 84H118V85H117ZM117 84H115V87L112 86L113 88H115V92H116V93H117V90H118V89H116V88H118L119 83H117ZM122 84H124V83H122ZM204 84H205V83H204ZM208 84H211V83L209 82ZM225 84H226V83H225ZM228 84H229V83H228ZM228 84H227V85H228ZM231 84H232V83H231ZM231 84H229V86H231ZM254 84H255V83H254ZM254 84H253V86H254ZM93 85H92V86H93ZM95 85H96V84H95ZM180 85H181V84H180ZM180 85L177 84V86L180 87V90H182V85H181V86H180ZM184 85H185V84H184ZM184 85H183V90H185V88H186V87L184 88ZM90 86H91V84H90ZM92 86H91V87H92ZM99 86L101 87V85H99ZM104 86H105V85H104ZM121 86H122V85H121ZM177 86H176V88H173V86H171L172 88H170V89L168 88L169 91H167L168 89H167L166 91L164 90L165 93L167 92V93H166L167 95L162 94V95H163L162 97H164V98H162V97L160 96L161 93H160V91H159V96H160L162 99H165V98H166L164 101L166 102L165 106L168 105L167 107H164V105H163L164 103H163V102L160 103V100H161V99H160L159 96L156 95L157 90H156V92H155V90L153 89V91L155 92V95H154V96L157 98V100L160 99V100L158 101V104H159V103H160V105L162 104V105H161V108L163 107V110L160 109V105H158V104H157V105H158L159 107H158L156 104H155L154 106H156V107H155L156 109L159 108V109L162 111V112H160V113L162 114L163 118H162V116L159 117V115H161V114H159L158 117H157L156 115H153V116H156L158 119H159V118L164 119V115H166V114L171 115L172 120H171L170 122H172V121L175 120L174 123H173V129H174V132H173V133H176V131H177V130H175V129L177 128L175 122H176V119H177V121H178V117L175 118V117H174L175 115H174L173 113L175 112L174 110H176V108L178 107V103H179V101H180V104L182 103V102H181L182 99L179 100V95H180V94H178V93L176 94V93H175V92H177V91H174V92L172 91V94H171V93H170V92H171L170 90H174V89H176V90L178 89V90H179V88H178ZM186 86H187V84H186ZM93 87H94V86H93ZM96 87H98V86H96ZM110 87H111V86H110ZM112 87H111V88H112ZM105 88H106V87H105ZM227 88H228V87H227ZM106 89H107V88H106ZM120 89H121V88H120ZM136 89L138 90V88H136ZM136 89H134V91H135ZM142 89H144V87H143ZM146 89H147V91H146L147 94L150 93L149 95H147L146 93H144V95L139 94V95H137V96H134L135 93H136V92H135L134 95L132 94V98H133V96H134V97H135V100H139V101H141V100H142L141 97H143V96H144V97H149V96H151L152 93H154V92H152V90H151L152 88H151V87H150L151 92H150V91L148 92L149 86H148ZM186 89H187V88H186ZM204 89H205V88H203V91H204ZM231 89H233L232 86L230 87V89L228 88L229 92H230ZM93 91H94V90H93ZM107 91H108V90H107ZM107 91H106V92H107ZM112 91H113V89H112ZM120 91L122 92L123 90H120ZM144 91H145V90H144ZM144 91H143V92H144ZM161 91H162V90H161ZM254 91H256V90H254ZM95 92H97V91L95 90ZM121 92H120V93H121ZM168 92H169L170 95H168ZM178 92H179V91H178ZM201 92H202V91H201ZM224 92H225V91H224ZM109 93H110V91H109ZM111 93L113 94L111 97H110V96H109L108 98L106 97L107 102L110 101L111 104H109V103H107V102H106L107 104L104 103V102L106 101V99H104L105 101H104L103 103L106 104L105 106H108V105H111V106H112V102H111V101L113 100L112 97L114 96L117 100L119 99L118 101H115V100H114V102H115V105L113 106V111H114V109H116L115 106L118 105V104H116V103L119 102V101L121 100V99L119 98L121 94H120L119 97L117 98L118 95L115 96L114 92H111ZM111 93H110L109 95H111ZM132 93H133V92H132ZM137 93H138V91H137ZM137 93H136V94H137ZM163 93H164V92H163ZM179 93H180V92H179ZM184 93H186V91H185ZM184 93H183V94H184ZM225 93H226V92H225ZM107 94H108V93H107ZM118 94H119V93H118ZM202 94H203V93H202ZM249 94H250V93H249ZM255 94H256L255 92H254V95L252 94L253 97H255ZM103 95H104V93H103ZM103 95L101 94L102 97H103ZM105 95H106V94H105ZM140 95H141V96H140ZM146 95H147V96H146ZM152 95H153V94H152ZM185 95L187 96L188 94H185ZM165 96H166V97H165ZM167 96H168V97H167ZM188 96H189V95H188ZM188 96H187V97H188ZM204 96H205V94H204ZM223 96H224V95H223ZM227 96H228V95H227ZM229 96H230V94H229ZM139 97H140V98H139ZM180 97H184V96L182 95V93H181ZM205 97H206V96H205ZM224 97H225V96H224ZM256 97H257V96H256ZM259 97H260V96H259ZM103 98H104V97H103ZM190 98L192 99L193 96L191 97V95H190L187 101L190 102V101H191ZM225 98H227V97H225ZM244 98H245V97H244ZM110 99H111V100H110ZM133 99H134V98H133ZM146 99H147V98H146ZM189 99H190V100H189ZM204 99H205V98H204ZM222 99L225 100L223 97H222ZM228 99H229V98H228ZM143 100H144V98H143ZM185 100H186V98H185ZM194 100L196 101V98H194ZM194 100L192 99V101H194ZM243 100H244V99H243ZM247 100L249 101V99H247ZM259 100H260V98H259ZM162 101H163V100H162ZM177 101H178V103H177ZM192 101L189 103V106L192 107V108H193V106H194V109H193L194 112L191 111L192 108H191V109L187 108L186 110H183L184 112L182 111V114H183V113H184V114L181 115V116H183L184 119H186V118H188V117L190 118V117L194 116L193 114H191L192 116H191V115L189 116L188 113H195V112H196L195 110H197V108H198V106H197V102H192ZM202 101H203V100H202ZM228 101H229V100H228ZM245 101H246V100H245ZM245 101H244V102H245ZM250 101H251V100H250ZM253 101H254V100H253ZM253 101H252V102H253ZM203 102H204V101H203ZM223 102H225V101H223ZM154 103H157V102H154ZM184 103H186V102L184 101ZM187 103H188V102H187ZM187 103H186V106H187ZM191 103H193V104H191ZM195 103H196V104H195ZM250 103H251V102H250ZM113 104H114V103H113ZM190 104H191V105H190ZM201 104H202V102H201ZM203 104H204V103H203ZM195 105L197 106V108H195V107H196ZM207 105H208V104H207ZM248 105H250V104H248ZM252 105L254 106V103H253ZM111 106H110V108H112ZM120 106H121V105H118V107H120ZM154 106H152V107H154ZM175 106H177V107L175 108ZM184 106H185V105H184ZM184 106H183V104H182V107H184ZM189 106H188V107H189ZM202 106H203V105H202ZM249 107H250V106H249ZM155 108H154V109H155ZM164 108H165V110H164ZM178 108H179V107H178ZM178 108H177V109H178ZM180 108H181V107H180ZM185 108H186V107H185ZM185 108H184V109H185ZM204 108H205V110H206V107H204ZM252 108H253V107H252ZM108 109H109V107H108ZM108 109H107V110H108ZM159 109H158V110H159ZM202 109H203V108H202ZM244 109H245V108H244ZM246 109H247V108H246ZM248 109H249V108H248ZM253 109H254V108H253ZM109 110H110V109H109ZM117 110H119V108H118ZM117 110H115V112H117ZM120 110H122V109H120ZM152 110H153V109H152ZM152 110H151V111H152ZM158 110L155 111L154 113H155V114H158L159 111H160V110H159V111H158ZM178 110H179V109H178ZM181 110H182V108H181ZM181 110H180V112H181ZM187 110H189V112H188V113H185V111L187 112ZM113 111H111V112H113ZM176 111H177V110H176ZM203 111H204V110H203ZM243 111H244V110H243ZM246 111H247V110H246ZM254 111H256V110H254ZM152 112H153V111H152ZM152 112H151V114H153ZM157 112H158V113H157ZM180 112L178 111V115H180V114H179ZM118 113H120V111H119ZM175 113H176V112H175ZM208 113H209V112H208ZM208 113H207V114H208ZM211 113H213V111H212ZM219 113H220V112H219ZM248 113H249V111H248ZM120 114H121V113H120ZM172 114H173L174 116H172ZM185 114H187L186 117L184 116ZM195 114H196V113H195ZM214 114H215V113H214ZM252 114H253V113H252ZM149 115H150V114H149ZM149 115H148V116H149ZM150 116H151V115H150ZM153 116H152V117H153ZM166 116H167V115H166ZM209 116H210V115H209ZM242 116H243V115H242ZM123 117H124V116H123ZM156 117H155V118H156ZM173 117H174V119H173ZM179 117H180V116H179ZM194 117H195V116H194ZM205 117H208V116L205 115ZM245 117H246V116H245ZM117 118H118V117H117ZM120 118H121V117H120ZM165 118H166V117H165ZM167 118H168V117H167ZM167 118H166V119H167ZM180 118H182V117H180ZM242 118H243V117H242ZM182 119H183V118H182ZM182 119H179L181 123H182V121H181ZM184 119H183V121H184ZM245 119H246V118H245ZM248 119H249V118H248ZM113 120H114V119H113ZM119 120H120V119H119ZM186 120H188V119H186ZM190 120H191V119H190ZM193 120H195V119H193ZM143 121H145V120H143ZM143 121H142L141 123H143ZM147 121H148V119H147ZM155 121H156V119H155ZM160 121H161V120H160ZM164 121H165V120H163V122H164ZM166 121H169V120L167 119ZM166 121H165V122H166ZM153 122H154V117H153ZM180 122H179V121L177 122V123H179V126H180ZM184 122H185V121H184ZM116 123H117V122H116ZM120 123H121V122H120ZM123 123H124V122H123ZM151 123H152V122H151ZM159 123H160V122H159ZM154 124H155V123H154ZM165 124H166V123H165ZM171 124H172V123H171ZM183 124H184V123H183ZM183 124H182V126H181L183 129H185L186 127H189V126H190V125H189L190 123H186L187 126H184V125H186V124H184V125H183ZM115 125H116V124H115ZM125 125H126V124H125ZM140 125H141V124H140ZM174 125H175V126H174ZM191 125H192V122H191ZM119 126L122 127L121 124H119ZM141 126H142V125H141ZM151 126H152V125H151ZM162 126H163V125H162ZM177 126H178V124H177ZM124 127H125V126H124ZM126 127H127V126H126ZM144 127H146V126H144ZM148 127H149V126H148ZM156 127H157V125H156ZM191 127H192V126H191ZM158 128H159V127H158ZM163 128H164V127H163ZM163 128H161L160 131H161ZM182 128H179V129L177 128V129H178V131H179V130L182 129ZM200 128H201V125H200ZM120 129H121V128H120ZM120 129H119V131H120ZM144 129H145V128H144ZM183 129H182V130H183ZM235 129H236V128H235ZM121 130H122V129H121ZM150 130H151V127H150ZM150 130H147V133H148L149 135H150V133H149ZM182 130H180V132H181ZM191 130H192V129H191ZM191 130H189V131H191ZM123 131H124V130H123ZM126 131H127V130H126ZM128 131H129V130H128ZM130 131H131V130H130ZM158 131H159V130H157V132H158ZM160 131L158 132V134L160 133ZM178 131H177V133H180V132H178ZM189 131L184 132V133H186L185 135H187V134L189 133ZM237 131H238V130H237ZM157 132H156V133H157ZM161 132H162V131H161ZM163 132L168 133V131L166 132L165 130H164ZM129 133H130V132H129ZM134 133H135V132H134ZM151 133H152V132H151ZM156 133H155V134H156ZM165 133H164V134H165ZM169 133H170V132H169ZM123 134H124V133H123ZM148 134H147V136H148ZM158 134H156V136L153 135L154 137H152V138H155V137H156V139H157V137H159V136L162 137V136H161L162 134H159V136H157ZM180 134H182V133H180ZM180 134H179V135H176V136H175V134H174V136H175V137H179V136H180L179 139H183V137L181 138L182 135H180ZM121 135H122V134H121ZM124 135H125V136H124ZM124 135L121 136V142H120L119 140H118V141H119L120 143H122V141H123V139H124L125 144H124V141H123V143H122V148H123V146H125V148H124L123 150H126V148H127V147H126V144H128L129 141H130L131 143H132L133 141H132L131 138H130L131 140L128 139V138L130 137L128 133H127V134H124ZM142 135H144V134H142ZM169 135H170V134H169ZM171 135H172V133H171ZM171 135H170V136H171ZM202 135H204V133H203ZM214 135H215V134H214ZM127 136H129V137H128L127 140H126V137H127ZM134 136H137V135H134ZM147 136H145V137H147ZM165 136H166V134H165ZM167 136H168V135H167ZM174 136H171V138H173ZM183 136H184V135H183ZM206 136H207V134H206ZM122 137H125V138L122 139ZM160 137H159L157 140H155V139H151V140H152V144H153V140H154V143L157 142V141H159V143L157 142L158 144H156V145L153 144V145L156 146V147L154 146L155 148L153 147L152 144H149V145H152V147H153L154 149H156V151H157L158 148L160 149V148L162 147V146L160 147V145H162V144L164 143V142L162 141V139H160ZM175 137H174V138H175ZM184 137H185V136H184ZM234 137H236V136H234ZM150 138H151V136H150ZM162 138H163V137H162ZM237 138H238V137H237ZM165 139H166V137L164 138V140H165ZM169 139H170V138H169ZM175 139H177V141H178V138H175ZM128 140H129V141H128ZM149 140H150V139H149ZM160 140L162 141V144L160 143V142H161ZM172 140H173V139H172ZM137 141H138V140H137ZM179 141H181V140H179ZM0 142H1V141H0ZM127 142H128V143H127ZM165 142H166V141H165ZM16 143H17V142H16ZM36 143H37V142H36ZM131 143H130V145H131ZM150 143H151V142H150ZM167 143H168V142H167ZM190 143H191V141H190ZM202 143H204V142H202ZM0 144H1V143H0ZM2 144H3V143H2ZM41 144H42V143H41ZM41 144H40V145H41ZM123 144H124V145H123ZM133 144H134V147H131V148H133V150H136V151H137L138 146L135 147V144H137V143H133ZM142 144H143V143H142ZM164 144H165V143H164ZM164 144H163V146H164ZM188 144H189V142H188ZM237 144H239V143H237ZM36 145L38 146V143L35 144V146H36ZM40 145H39V146H40ZM32 146H33V144H32ZM119 146H120V145H119ZM157 146H159V147H157ZM200 146H201V145H200ZM207 146H208V145H207ZM42 147H43V146H42ZM42 147H40V149H37V147L35 148V149H37V154H38V155H39V153L41 152V151L39 152L38 150L43 149ZM128 147H130V146H128ZM140 147H141V145H140ZM148 147H151V146H147V150H146V151L149 152ZM152 147H151V148H152ZM198 147H199V146H198ZM2 148H3V146H2ZM27 148H29L28 150H30L31 146H30V147H27ZM131 148H128V149H127V150L129 151L128 153H130V150H129V149H131ZM134 148H136V149H134ZM151 148H150V149H151ZM32 149H33V147L31 148V150H32ZM59 149H60V147H59ZM118 149L121 150L120 147H119ZM144 149H145V148H144ZM144 149H143V150H144ZM233 149H234V148H233ZM3 150H4V149H3ZM28 150H26V151H28ZM33 150H34V149H33ZM45 150H47V149H45ZM123 150H121L120 155H121L122 153H125V152H126V151L123 152ZM133 150H131V152H133ZM143 150L141 149V152H142ZM164 150H165V149H164ZM34 151H35V150H34ZM34 151H32V152H34ZM146 151H143V152H142L143 155H141V157L144 156V154L146 153ZM165 151H168V150L166 149ZM231 151H232V150H231ZM239 151H240V150H239ZM24 152H25V151H24ZM148 152H147V153H148ZM152 152L154 153V150H152ZM236 152H237V150H236ZM7 153H8V152H7ZM9 153H10V152H9ZM27 153H29V152H27ZM35 153H36V152H35ZM135 153H136V152H133V155H135ZM142 153H141V154H142ZM147 153L145 154V156L147 155ZM150 153H151V152H150ZM125 154H126V153H125ZM157 154H158V153H157ZM222 154H223V153H222ZM224 154H225V153H224ZM2 155H3V154H2ZM8 155H9V154H8ZM11 155H12V154H11ZM20 155H21V154H20ZM20 155H17V156H20ZM24 155H25V154H24ZM24 155H23V156H24ZM30 155H31V153H30ZM30 155H29V156H30ZM34 155H36V154H34ZM43 155H46V153H43ZM127 155H128V154H126V156H127ZM151 155H152V154H151ZM232 155H234V154H232ZM238 155H239V154H238ZM241 155H242V154H241ZM3 156L6 157V158L8 157V156H6V155H3ZM13 156H14V155H13ZM32 156H33V155H32ZM41 156H42V155H41ZM149 156H150V155H149ZM159 156H160V155H159ZM223 156H224V155H222V157H223ZM234 156H235V155H234ZM11 157H12V156H11ZM21 157H22V156H21ZM61 157H62V156H61ZM120 157H122V156H120ZM123 157H124V156H123ZM132 157H133V156H132ZM138 157H139V156H137L136 159H137ZM147 157H148V156H147ZM153 157H154V156H153ZM235 157H237V156H235ZM8 158H10V157H8ZM8 158H7V159H8ZM12 158H13V157H12ZM12 158H10V159H8V160L10 161ZM28 158H29V157H28ZM34 158H35V157H34ZM144 158H145V157H144ZM210 158H211V157H210ZM213 158H214V157H213ZM25 159H26V158H25ZM30 159H31V157H30ZM37 159H38V158H37ZM39 159H40V157H39ZM152 159H153V158H152ZM208 159H209V158H208ZM13 160H14V159H13ZM16 160H20L19 162H21V160L23 161V159H22V158L20 159V157H18V159H16ZM27 160H29V159H27ZM27 160H26L25 162H27ZM61 160H63V159H61ZM61 160H60V161H61ZM102 160H103V159H102ZM104 160H105V158H104ZM153 160H154V159H153ZM37 161H38V160H37ZM56 161H57V160H56ZM67 161H68V160H67ZM135 161H136V160H135ZM137 161H138V160H137ZM137 161H136V162H137ZM142 161H144V164H145V166H144V165H143V166L146 167L147 160L145 161V159H143V160L141 159V160H140L141 163H139V166H140L139 168H141ZM151 161H152V160H151ZM151 161H150V162H151ZM158 161H159V160H158ZM209 161H210V159H209ZM4 162H5V161H4ZM12 162H13V161H12ZM29 162H30V161H28V163H29ZM64 162H65V160H64ZM98 162H99V161H98ZM100 162H101V161H100ZM145 162H146V163H145ZM13 163L15 164V161H14ZM22 163H24V162H22ZM32 163H33V162H32ZM61 163H63V162H61ZM209 163H210V162H209ZM4 164H7V161H6L5 163H1L0 166H1V165L3 166ZM14 164H13V168H14ZM17 164L19 165L20 163H17ZM17 164H15V168H16V165H17ZM25 164H26V163H25ZM25 164H23V165H25ZM30 164H31V162H30ZM43 164H44V163H43ZM96 164H97V163H96ZM101 164H102V162H101ZM101 164H100V165H101ZM133 164H134L133 167L135 168V162L132 163V165H133ZM148 164H149V163H148ZM148 164H147V165H148ZM152 164H155V163L153 162ZM152 164H151V166H152V167H153V166L155 167V165H152ZM157 164H158V163H157ZM159 164H160V163H159ZM7 165H8V164H7ZM33 165H34V164H33ZM58 165H59V164H58ZM68 165H69V163H68ZM106 165H107V164H106ZM127 165H128V164H127ZM136 165H137V163H136ZM19 166H20V165H19ZM21 166H22V165H21ZM21 166H20V167H21ZM27 166H28V165H27ZM27 166H26V167H27ZM48 166H50V165H48ZM48 166H46V167H47L46 170L48 169V171H49V168H50V170H52L51 168H52L53 166H51V167H49V168H48ZM65 166H66V165H65ZM101 166H103V164H102ZM104 166H105V164H104ZM104 166L101 167V168H104ZM113 166H114V164H113ZM113 166L110 165V167H113ZM137 166H138V165H137ZM7 167H9V166H6V168H7ZM22 167H23V168H22ZM22 167L19 168V169H21V170H20V173H22V170L26 169V168H24V166H22ZM58 167H59V166H58ZM58 167H57V168H58ZM61 167H62V166H60V168H61ZM97 167H98V166H97ZM97 167H94V168L97 169ZM99 167H100V166H99ZM114 167H115V166H114ZM133 167H131V169H132ZM144 167H143V168H144ZM149 167H150V166H147V169H148ZM152 167H150V168L152 169ZM154 167H153V168H154ZM156 167H158V165H157ZM2 168H3V171H2V172H3V174H4V173H5V172H4L5 166L2 167ZM2 168H1V169H2ZM15 168H14V169H15ZM30 168H31V166H30ZM42 168H43V167H42ZM42 168H40L39 170H41ZM69 168H70V167H67V169H69ZM101 168H98V170H100ZM134 168L132 169L133 171H134ZM150 168L148 169L149 171L151 170ZM11 169H12V168H11ZM11 169L9 168L8 170H11ZM28 169H29V167H28ZM44 169H45V167H44ZM44 169H42L41 171H44ZM63 169H65V168H63ZM131 169H130V170H131ZM144 169H145V168H144ZM234 169H235V168H234ZM8 170H7V173H8V174H9L11 171H13V169H12L10 172H9ZM39 170H38L37 172H40ZM53 170H56V169H53ZM71 170H72V168H71ZM71 170H70V171H71ZM139 170H140V171H139ZM145 170H146V169H145ZM145 170H144V171H145ZM148 170H146V173H147ZM157 170H158V169H157ZM159 170H160V169H159ZM16 171H17V169H16ZM48 171H47V172H48ZM57 171H58V172H57ZM57 171H56V172L53 171V172H54V174H53L54 176H51L52 174H51V175H41V177H40L39 174H38V176L40 177V179H43L42 176H43V177H44V176H47V178H50V179L52 178V180H53V178H55V177L57 176V175H55V174L58 173V176H59V175L61 174L60 172H62V170L59 171V169H58ZM67 171H68V170H67ZM96 171H97V170H96ZM101 171H102V170L98 171L99 174H100ZM105 171H107V172L109 173L108 170H105ZM105 171H104V174H103V173H102V174H103V175H106L108 179H109L110 176L113 177V176H112V172H111L110 174H107ZM153 171H154V170H153ZM155 171H156V170H155ZM161 171H162V169H161ZM17 172H18V171H17ZM23 172H24V171H23ZM26 172H27V171H26ZM28 172H29V171H28ZM28 172H27V173H28ZM44 172H45V171H44ZM113 172H114V170H113ZM116 172H117V171H116ZM135 172H136V175H134L133 177H135L136 179L133 178V177H132L133 179H132V178H129L131 172H130V174H129V176H128V179H130V181L132 182V183L129 184V185H132V184H133V181H136V182L134 183V185H135V184H136V185L140 184L139 179L137 180V178L140 177V174H138L137 172H140V173H141V169H138V170H137V168H136V171H135ZM15 173H16V172L13 171V174H15ZM20 173H19V174H20ZM41 173H43V172H41ZM50 173H51V172H50ZM89 173H90V172H89ZM92 173H93V172H92ZM128 173H129V172H128ZM144 173H145V172H144ZM150 173H151V172H150ZM152 173H153V172H152ZM155 173H156V172H155ZM3 174L0 175V179H1V180H0V183H1V184L3 183V186L0 188V190H1V191H0V197L2 198L3 195H4V198H3V199L6 200V201H8V202L10 203L11 200L9 201V199H6V198H7L8 196L11 195V196H10V199H12V205H13V206H11V203L9 204V203H5V202H4V206H5V204H6V206H7V204H9V205L11 206V208H10V206L4 207V208H8V209H5L6 211L8 210V212H9V210H10V211H12V210H13V211H16V210H17V211L15 212V214H13V215H15V216H11V217L9 216V217H10V220L8 219V221H9L10 223H6V224H4L3 221H4L5 217H6V211H5L4 209H1V208H3V205H2V207L0 208L1 210H3L2 213L0 212V213H1V214H0V217L3 216V217H1L2 219L0 218V223H1V222L3 223L2 228H1V226H0V230H1V232H0V237H2V236L4 237V236H5L4 238H3V237L0 238V242H2V244H3V241H5V240H4L5 238H6V240H8V245H7L8 248H7V251L1 256V260H0L1 262H0V264H1V263H2V264H30L31 262H33V260H40V259H43V261H44V263L41 261L40 264H42V263L45 264V263H48V262H51V263H52L51 260H53L54 263L57 264L58 262L61 261V259H62L63 257H62V258L60 257L61 259L59 260L55 255H57V256H65V254H63V252H62L61 250H60V251H61L62 255L60 254V251H59V253H58L59 255L56 254V253H57V251H56L57 249H56L55 246H53V245H54V244H53V243H54L53 240L56 241V239H58V236H57V233H56V232H59V237H60V233H61V232H63V233H67V230H68V234H69V236H70V237H73V236H74V235L72 236V234H73V232H74L73 230H74L75 228L72 229V230H69V229H71V227H72V226L70 225V223H71V221L73 220V217H74V216H72V215H75L74 213H78V212L81 213V212L84 211V213H87V216L90 215L88 218H89L90 220L92 219V218H90V217H91L92 214L95 215V210L97 209L96 206H97V207H100L101 205H98V204L96 203V201H95V202H94V201H91V200H92L91 198L94 199V197H92V196H96L97 193L100 192V191L102 192L101 186H103L102 188H103V190H105V191H103V192H106V190H107L110 186H111L112 189H113L115 185H116L115 187H116L118 190L121 188V189H120L121 193L123 192V189H124V188L122 189L123 186H120L122 183H121L120 185L117 184V182H119V183L121 182L120 179H118V181H117V178L120 177L119 174H118L119 177H116V180L114 181V183H113V181H110L111 178H110V180H108L109 184H107V183H108V182H107V179H106V182L103 181V179H105V177H106V176H105V177L101 180L102 182H105V184L102 183V182H100V185H99V182L97 181V180L99 179V174H98V177H97V178L95 177L97 180H93V181H97V182H98V185H99V186H98V185H96V186H97V189L100 188L99 191L94 190L95 188H94L93 186H94L96 183L92 184L93 181H91V184H89V183H90L89 181H90V179H92V177H94V174L91 176V173H90V175H89V176H91L90 179H88L87 177H85L86 180H87V179L89 180L88 182H87V181L84 182L85 184H83V183L80 182V181L82 180L81 178H79L78 180L76 179V182H74V183H73V181L71 180V182H72L71 185H72V186L70 185V186H71V187H70L71 189H69V190H74V187H75V188H76V187L78 188V187L81 186L83 189H85V188H84L85 185H86V186H87V185L91 186V187H89V186L86 187V186H85V187L87 188L86 190H82V188H79V191H78L77 188H76V190L74 191V194H73V193H67V195H68V194H73V195H75V196H77V197L79 198V197L82 196V193H83V197L86 198V200H90V201H88L89 203H88V202L86 203V200L84 199V201H85V203H86L87 205H85V203H82V204H83L82 206L85 205L84 207H86V208H92V210L94 211V213H93V211L91 210V211H92V212L90 211L91 214H88L89 211L86 210V208H82V209H81V206L79 207V204H77V205H78V206H77L75 203H80V204H81V201H82V199H78L77 197H76L77 199L75 198L76 201H75V199H74L75 202L72 201V202H74V203H71V202H70V204H72L71 207H73L74 209H75L76 206L79 207V208H80V209L78 208L79 211H77L78 209H77V207H76V209H77L76 211H77V212H76V211L74 212V211H73L74 209H73V210L71 209V211H73L74 213H73V212H70V211H69L68 213H64L63 208H65V210H66V206H67V204H64L65 207L62 205V207H61L62 209H60V206H57V205H60V203H61V201H62V198H63V196H64V194H63V190H64V189H63V185H65L66 182H65V184H64V182H62V178H61V179H58V176H57V178L54 179V181L56 180L57 183H56V182L51 183V181H49L48 179H47L48 181L43 179L42 183H44V186H45V187H44V186L41 185V186L43 187V189H46V188H47V189H49L50 191H51V190H54V192H52V191L50 192V191H48V190L46 189V194H47V195L44 194V193H45V191H44V193H43L44 196H45V197L43 198L44 201L46 202L47 200H50V201H51V203H50L51 206H52L53 204H54V206H55V204H56L57 201H58L59 204H56V206H57L56 208H58V210H59L60 213L63 211V214L61 215V217L58 218V219H59V222H58V223H53L52 221H53L54 218H56V217L52 216V217H50V218H52V219H50V218H49V219H46V218H48V217L46 216V214H48L49 211L54 212V210H55L56 208H54V207L51 208L50 205L45 204L44 201L42 200V197H41L40 199L43 201L44 205H42V204H43L42 202H40V201H38V200L35 199L37 196L39 197V195L34 194L35 191H34V190L32 189V187H30V186H33V185H35L36 183L33 184V185L31 184L30 186H27V185H26L29 189H28L26 186H25L26 188L24 187V188L22 189V186H24V184H25L26 182H25L22 186H20V184H22L21 182H19L20 184L17 183V185H15L16 182H17V179H18V178H16L15 175H14V176H12L13 178H12L11 176H10V177H11L12 179H16V182H14L15 184L11 182V181H15V180H11V181H10L8 177H7V179H8L10 182L8 181L7 184H6V182L4 183V180H3L4 178L6 179V176H4V178L1 177V176H3ZM5 174H6V173H5ZM10 174L12 175V172H11ZM17 174H18V173H16V175H17ZM22 174H23V173H22ZM22 174H21V175H22ZM65 174H66V173H65ZM75 174H76V173H75ZM116 174H117V173H116ZM133 174H134V172H133ZM133 174H132V175H133ZM137 174H138V175H137ZM160 174H161V173H160ZM31 175H32V173H31ZM63 175H64V174H61V176H62L63 178H65ZM76 175H77V174H76ZM76 175H75V176H76ZM103 175H101V176H103ZM108 175H109V177H108ZM146 175H147V174H146ZM153 175H154V174H153ZM156 175H158V174H155L154 177H156ZM167 175H168V174H167ZM48 176H49V177H48ZM50 176H51V177H50ZM71 176H72V175H71ZM95 176H97V173H96ZM136 176H137V177H136ZM138 176H139V177H138ZM147 176H148V175H147ZM17 177H18V176H17ZM39 177H38V178H39ZM79 177H80V176H79ZM121 177H122V175H121ZM124 177H125V176H124ZM141 177H142V174H141ZM154 177L152 176V178H154ZM162 177H163V176H162ZM11 178H10V179H11ZM21 178H22V177H21ZM24 178H26V176H25ZM27 178H28V175H27ZM34 178H35V177H34ZM73 178H74V176H73ZM95 178H94V179H95ZM113 178H114V177H113ZM147 178H148V177H147ZM152 178H151V180H152ZM156 178H157V177H156ZM19 179H20V178H19ZM19 179H18V181H20ZM36 179H37V178H36ZM57 179H58V180H57ZM80 179H81V180H80ZM83 179H84V178H83ZM128 179H127V180H128ZM154 179H155V178H154ZM157 179H158V178H157ZM25 181H27V180H25ZM37 181H39V180H37ZM40 181H41V180H40ZM44 181H45V182H44ZM58 181H60V182L63 183L62 185H60V187L58 186V184H60V182H58ZM63 181H64V179H63ZM130 181H129V182H130ZM137 181H138V183H137ZM140 181H141V183H143V179H142V180L140 179ZM159 181H160V180H159ZM173 181H174V180H173ZM22 182H23V179H22ZM30 182H31V181H30ZM32 182H35V181L33 180ZM46 182H47V184H48V183H49V184L51 183L50 186L53 185V187H50V186L46 185ZM110 182H112L113 184L110 183ZM129 182H128V183H129ZM149 182H150V181H149ZM168 182H170V181H168ZM168 182H167V183H168ZM227 182H228V181H227ZM9 183H12V184H13V185L11 184L12 187L18 186L19 188H18V187H16V188H18V189L11 188L10 185H9ZM37 183H38V182H37ZM42 183H41V184H42ZM76 183H77V186L75 185ZM78 183H79V186H78ZM147 183H148V181H147ZM151 183H152V185H153L154 181H152ZM156 183H157V182H156ZM164 183H165V182H164ZM171 183H172V182H171ZM230 183H231V182H229V184H230ZM18 184H19V185H18ZM69 184H70V183H69ZM69 184H67L66 187H68ZM102 184H103V185H102ZM110 184H111V185H110ZM145 184H146V183H145ZM169 184H170V183H169ZM224 184H225V182H224ZM4 185H5L6 187H7V185H9L7 189H10V188H11V191H12V190H13V191H14V190H15V191L17 190V191H18L17 193H16V192H13V193H15V194H18V193L21 194V195L18 194V196H19V197H17L18 200H16V198L14 199V197H16V196H15L13 193L10 194V193L5 189V190L8 192V193H7V192L4 190V187H5ZM14 185H15V186H14ZM54 185H55L56 188L54 187ZM83 185H84V186H83ZM92 185H93V186H92ZM117 185H118L119 187H118ZM126 185H127V183H126ZM140 185H142V184H140ZM152 185H150V186H152ZM157 185H158V183H157ZM162 185H163V184H162ZM162 185H160V186H162ZM170 185H171V184H170ZM245 185H246V184H245ZM38 186H39V190H41V189H40L41 186H40V185H38ZM73 186H74V187H73ZM96 186H95V187H96ZM105 186H107V187H105ZM138 186H139V185H138ZM150 186H149V187H150ZM227 186H228V185H227ZM247 186H248V185H247ZM20 187H21V188H20ZM34 187H35V186H34ZM42 187H41V188H42ZM48 187H50V188H48ZM58 187H59V188H58ZM88 187H89V188H88ZM98 187H99V188H98ZM104 187H105L106 189H105ZM127 187H128V186H127ZM140 187H141V186H140ZM140 187H139V188H136V189H137V190H136L137 192H138V189H140ZM145 187H146V185H145ZM145 187H144V188H145ZM155 187H156V186H155ZM164 187H165V186H164ZM164 187H163V188H164ZM166 187H169L168 184H166ZM54 188H55V189H54ZM57 188H58V189H57ZM91 188H93V189H91ZM116 188H114V189H116ZM228 188H229V186H228ZM2 189H3V190H2ZM19 189H20V190L22 189V191H20ZM25 189H26V190L28 189V191H26ZM30 189H31V190H30ZM109 189H110V191H109V192H110V195H112L111 191H113V190H112L111 188H109ZM169 189H170V188H169ZM169 189H168V191H169ZM39 190H38V188H37V192H38ZM58 190H59V191H58ZM67 190H68V189H66V192H67ZM69 190H68V191H69ZM81 190H82L83 192H82ZM118 190H114L115 193L113 194V196H111L112 198H111L110 196H106V197H109V198H111V199H109V198L105 199V200H107V202H105V200H103V202H105V206L109 205V206H107V207H110V208H111V205H110V204L113 202V200L115 201V200H118V199L120 198V196L122 197V195H119L120 193H119ZM157 190H158V189H157ZM161 190H162V189H161ZM161 190H160V192H161ZM2 191H3V192L5 191V192L3 193ZM19 191H20L21 193H20ZM23 191H25V192H23ZM31 191H32V192H31ZM33 191H34V192H33ZM80 191H81V192H80ZM86 191H87V194H89V193H90V195L92 194L90 198H89L88 195H87V196H85L86 194L84 195V193H85ZM89 191H91V192H92V191H95V192H92V193H91V192H89ZM107 191H108V190H107ZM116 191H118V192H116ZM164 191H165V190H164ZM224 191H225V189H224ZM1 192H2L3 194H2ZM22 192L27 194L28 199L26 198L27 196H26L25 194H23ZM40 192H41V193H40ZM42 192H43V191H39L38 193L42 194ZM56 192H58L59 194L62 192L63 195L60 194V195L58 196V194H57ZM72 192H73V191H72ZM79 192H80V194H79ZM109 192H108V193H109ZM139 192H140V190H139ZM139 192H138V193H139ZM143 192H146V193H147V191H143ZM162 192H163V191H162ZM225 192H226V191H225ZM5 193L8 194V195H6V197H5ZM51 193H52V194H51ZM55 193H56V194H55ZM64 193H65V191H64ZM75 193H76V194H75ZM95 193H96V195H94ZM135 193H136V192L133 191L134 198H135V195H136V194L138 195V193H136V194H135ZM155 193H156V192H155ZM163 193H164V192H163ZM168 193H169V192H168ZM33 194L35 195V197L32 198V200L34 199V202H36V203L38 202L39 204L42 205V207L45 206V205H47V207L50 206V208H47V207L45 206L46 209H45V208L42 209V211H43V210H46V213H45V214H44V211H43V213H41L42 211L37 212V210H38L37 208H38V207H37V208H34V210H36V211H35V214H34V213H32V214H33V215H36V213H39V214H41V216H42V214H43V217L45 216L46 218H45V219H42V220H44V222L46 223V225H47V223H51V225H50V224L48 225V227H50V228H51V226L54 227V225H55V227H54V229H55V228H56V224H57V228H56L57 231L53 230V228H52V230H51V232L54 231L53 234L49 231V230H50V229H49V230H47L48 232H47L46 230L39 231L37 234H40V236H36L37 234H33V238H32L31 236H29V235H31V234L34 232V231L32 232V231L30 230V229H32L31 227H32V226L35 227V225H37V223H38V221H37L35 218H33V216L31 217V215L29 214V213H31V212L34 211L33 209H30V206L32 207L33 205H35V203H30V201H31V197L34 196ZM77 194H78L79 196H78ZM101 194H102V193H101ZM116 194H117V196H116ZM142 194H144V193H142ZM12 195H13V196H12ZM24 195H25V197H24ZM56 195H57L58 197H57ZM99 195H100V194H99ZM106 195H107V194H106ZM118 195H119V197H118ZM145 195H146V194H144V199H143V200H145V198H148L147 196L145 197ZM167 195H168V194H167ZM30 196H31V197H30ZM46 196H47V197H46ZM50 196H52V198H51ZM55 196H56L57 198H56ZM115 196H116V198H114ZM129 196H130V195H129ZM129 196H128L127 193H126L125 198H127V197H129ZM152 196H153V195H152ZM163 196H166V195H163ZM163 196H162V197H163ZM12 197H13V198H12ZM20 197L23 198L22 201H21V198H20ZM38 197H37V198H38ZM48 197H50L51 199H55V200L53 201V200L49 199ZM54 197H55V198H54ZM59 197H60L61 201H60ZM61 197H62V198H61ZM83 197H81V198H83ZM87 197H88L89 199H87ZM106 197H105V198H106ZM130 197H131V196H130ZM158 197H159V196H158ZM24 198L27 199V202H26V200H25ZM47 198H48V199H47ZM72 198H73V197H72ZM101 198H102V197H101ZM101 198H99V197L96 198L97 202H98V200L100 201ZM113 198H114V199H113ZM132 198H133V197H132ZM142 198H143V196H142ZM167 198H168V197H167ZM29 199H30V201L28 202ZM38 199H39V198H38ZM45 199H46V200H45ZM103 199H104V198H103ZM112 199H113V200H112ZM1 200H2V199H1ZM1 200H0V202H1L0 204H2V202L4 201V200H2V201H1ZM24 200H25V201H24ZM67 200H70L69 195H68V197H65V199H64L63 202H66V203L69 202V201H67ZM77 200H80V201L77 202ZM130 200H132V199H130ZM15 201H16V203L18 202V203L21 204V205L19 206L18 203L15 204ZM19 201H20V202H19ZM23 201H24V202H23ZM50 201H49V202H50ZM52 201H53L54 203H53ZM108 201H111V202L109 203ZM157 201H158V198H157ZM218 201H219V200H218ZM13 202H14V204H13ZM21 202H22V203H21ZM31 202H32V201H31ZM118 202H119V201H118ZM137 202H138V201H137ZM143 202H144V201H143ZM93 203H95V204H97V205L95 206V204H93ZM98 203H99V202H98ZM100 203H101V202H100ZM100 203H99V204H100ZM131 203H132V201H131ZM131 203H130V204H131ZM22 204H23V205H22ZM24 204H25V205H24ZM140 204H141V203H140ZM152 204H154V203H152ZM156 204H157V202H156ZM17 205H18V207H17ZM28 205H29V209H30V210H28V209H23L24 206H25L24 208H28V207H27ZM74 205H75V206H74ZM15 206H16V208H15ZM36 206H38V204H36ZM128 206H129V205H128ZM13 207H14V208H13ZM33 207H34V206H33ZM39 207H40V205H39ZM42 207H41V208H42ZM93 208H94L95 210H94ZM100 208H101V207H100ZM105 208H106V207H105ZM47 209H48V210H47ZM84 209H85V210H84ZM1 210H0V211H1ZM25 210H26V211H25ZM31 210H33V211H31ZM69 210H70V209H69ZM81 210H83V211H81ZM99 210H101V209L98 208V210H96V211L99 212ZM105 210H107V209H105ZM105 210H104V211H105ZM109 210H110V209H109ZM118 210H119V209H118ZM145 210H147V209H145ZM149 210H150V209H149ZM13 211H12V213H13ZM21 211H24V212H23V214H24V218H22V219H21V217H23V216H22L23 214L20 213ZM85 211H87V212H85ZM150 211H151V210H150ZM150 211H149V212H150ZM27 212H28V213H27ZM59 212H58V213H59ZM12 213H11V214H12ZM19 213H20V215H19ZM54 213H57V210H56ZM101 213H102V212H101ZM104 213H105V212H104ZM113 213H114V212H113ZM117 213H118V212H117ZM3 214H4V215H3ZM17 214H18V215H17ZM49 214L51 215V213H49ZM111 214H112V213H111ZM124 214H125V213H124ZM26 215H29V216H30V219H29V216H28L27 219H26ZM50 215H48V216H50ZM53 215L56 216L57 214H53ZM59 215H60V214H59ZM59 215H58V216H59ZM76 215H78V214H76ZM76 215H75V216H76ZM84 215H85V214H84ZM94 215H92V217H93ZM97 215L100 217L101 214H100V215L97 214ZM97 215H96V216H97ZM16 216H18V218H17ZM20 216H21V217H20ZM41 216H40V217H41ZM78 216H80V215H78ZM96 216H95V217H96ZM115 216L118 217L117 214H116ZM115 216H112V217L115 218V221L111 220V223H110V226H109V227H113V225H115V229H116V228H118V227H120V226H118V224H114L113 222H117V223H119L120 221H116V217H115ZM225 216H226V215H225ZM12 217H16V219L13 218V219L11 220ZM19 217H20V219H19ZM95 217H93V218L95 219ZM99 217H98V218H99ZM125 217H126V216H125ZM3 218H4V219H3ZM31 218H33V220H32ZM83 218H84V217H83ZM86 218H87V217H85V219H86ZM88 218H87V219H88ZM110 218H111V217H110ZM34 219L36 220L37 223L34 221ZM40 219H41V218H40ZM85 219H82V220L85 221ZM89 219H88V221L86 220L87 223H86V224L84 223V225H87V224L90 223V222H89ZM94 219H93V220H94ZM111 219H112V218H111ZM2 220H3V221H2ZM21 220H22V223H20ZM42 220H41V221H42ZM46 220H48V221L46 222ZM51 220H52V221H51ZM82 220H80V221H82ZM93 220H92V221H93ZM95 220H96V219H95ZM103 220H104V219H103ZM106 220H108V219H106ZM106 220H105V221H106ZM117 220H118V219H117ZM17 221H18V222H17ZM33 221H34V222H33ZM39 221H40V220H39ZM86 221H85V222H86ZM5 222H6V221H5ZM56 222H57V221H56ZM77 222H78V221H77ZM82 222H83V221H82ZM93 222H94V221H93ZM109 222H110V221H108V223H109ZM2 223H1V224H2ZM41 223L43 224V227H44V228L42 227V224H41ZM45 223H43V222H39V224L41 225L40 230H41L42 228L45 229V226H44ZM74 223H75V221H73L71 224H74ZM108 223H107V225H108ZM112 223H113V225L111 226ZM1 224H0V225H1ZM99 224H100V223H99ZM104 224H105V223H104ZM40 225H38V227H39ZM81 225H82V224H81ZM116 225H117V227H116ZM119 225H120V224H119ZM22 226H24L25 229H24ZM28 226H31V227H29V228H30L29 230H28ZM73 226L76 227V229L78 228L77 226L80 227V225H73ZM82 226H83V225H82ZM88 226H89V225H88ZM48 227H47V229H48ZM83 227H84V226H83ZM94 227H95V226H94ZM26 228H27V231H26ZM67 228H68V229H67ZM80 228H81V227H80ZM84 228L86 229V227H84ZM84 228H83V229H84ZM155 228H158V227L155 226ZM23 229L25 230L24 232H26V235H25V233H23ZM36 229H38V228H36ZM85 229H84V230H85ZM92 229H93V228H92ZM108 229H109V228H108ZM108 229H106V230H108ZM38 230H39V229H38ZM38 230H35V231H38ZM77 230H78V229H77ZM77 230H75V231H77ZM109 230H110V231H109ZM109 230H108V231L111 232V229H109ZM112 230H113V231H112V233H113V232H114V229H112ZM117 230H118V229H117ZM154 230H156V229H154ZM28 231L31 232V233L29 232V235H27V234H28ZM70 231H71L72 233H70ZM78 231H79V230H78ZM80 231H81V230H80ZM80 231H79L78 233H80ZM115 231H116V230H115ZM157 231H158V229H157ZM43 232H45V233H43ZM106 232H107V231H106ZM42 233H43V234H42ZM49 233H51V234H49ZM55 233H56V234H55ZM63 233H62V234H63ZM74 233H75V232H74ZM81 233H82V234H85V233H83V232H81ZM155 233H158V232L155 231ZM3 234H4V235H3ZM68 234H67V236H68ZM115 234L117 235V233H115ZM50 235H51V236H50ZM53 235H54V237H53ZM64 235H66V234H63V235H62L63 238H65ZM76 235H77V234H76ZM109 235H110V234H109ZM49 236H50V237H49ZM111 236H112V235H111ZM106 237H107V236H106ZM151 237H152V236H151ZM52 238H54V239H52ZM67 238H68V237H67ZM74 238H75V237H74ZM74 238H73V240L75 241L76 239H74ZM76 238H77V239L79 238L78 235H77ZM93 238H94V237H93ZM115 238H116V236H115ZM155 238H157V237H155ZM69 239H70V238H69ZM81 239H83V238H81ZM81 239H80V241L82 242ZM102 239H103V238H102ZM149 239H150V238H149ZM60 240H61V239H60ZM111 240H112V238H111ZM152 240H153V239H151V241H152ZM9 241H11L12 243L15 242V241H16V242H17V241L19 242V245L17 246L16 250H13V247H12V246H14V245H12L11 242H10V243H11V244H10ZM65 241H68V239H66ZM107 241H108V240H107ZM109 241H110V240H109ZM113 241H114V240H113ZM137 241H138V240H137ZM151 241H150V242H151ZM56 242H58V241H56ZM63 242H64V241H63ZM69 242H70V243H68V242H67V243H68V244H71V242H72V244H73V241H72L71 239L69 240ZM110 242H111V241H110ZM114 242H115V241H114ZM152 242H153V241H152ZM155 242H156V241H155ZM20 243H21V244H20ZM59 243H60V241L58 242V245H61V246H62V244H59ZM67 243H66V245H68ZM78 243H79V242H78ZM91 243H92V241H91ZM98 243H99V242H98ZM9 244H10V245H9ZM38 244H42V246H41V245H38ZM64 244H65V243H64ZM79 244H80V243H79ZM79 244H77L76 246H75V245H73V246L77 248V246H79ZM81 244H82V243H81ZM137 244H138V243H137ZM200 244H201V242H200ZM3 245H4V244H3ZM30 245H31V247H29ZM37 245H38V246H37ZM51 245H52V247H51ZM96 245H97V244H96ZM102 245H103V244H102ZM151 245H152V244H151ZM153 245H154V243H153ZM0 246H1V243H0ZM9 246H11L12 248L10 247V249H9ZM27 246H28V247H27ZM33 246H34V247L37 246L38 249H39L40 247H41V249H44V250H42V251H38L39 253L42 252V254H41L42 256H41L39 253L36 252V253H37V254H36V253L34 252V254L36 255V257H35V258L33 257V259H32V253H31V252H32V250H36V248H37V247H36V248L30 249V248H32ZM56 246H57V245H56ZM63 246H65V245H63ZM73 246H67V247H66L67 249H66V248H65V249L68 250V247H71V248H72ZM114 246H115V245H114ZM134 246H135V245H134ZM134 246H131V247H134ZM140 246H141V245H140ZM154 246H155V245H154ZM159 246H160V245H159ZM1 247H2V246H1ZM1 247H0V249H1L0 251L3 252V251H4V248H1ZM3 247H4V246H3ZM48 247H51V248H50V249H47ZM53 247H54V248H53ZM136 247H137V245H136ZM164 247H165V246H163L162 248H164ZM27 248H29V249H27ZM45 248H46L47 250H49V251H47L46 254H45V252H46V249H45ZM71 248H70V250H68V251H71V250H72ZM92 248H93V247H92ZM113 248H114V247H113ZM159 248H160V247H159ZM17 249H18V250H17ZM26 249H27L28 251L31 250L29 254L27 253L28 251H27ZM38 249H37V250H38ZM53 249H56V250H55L56 253H54L53 256H52V255H49L48 252H49V253H50L51 251L53 252ZM79 249L81 250V247H80ZM100 249H101V248H100ZM102 249H103V248H102ZM110 249H111V248H110ZM128 249H129V248H128ZM130 249L133 251L134 248H133V249L130 248ZM130 249H129V250H130ZM160 249H161V248H160ZM167 249H168V248H167ZM2 250H3V251H2ZM50 250H51V251H50ZM92 250H94V248H93ZM95 250H96V249H95ZM95 250H94V251H95ZM104 250H107V246H106V249H103V253H102V255L105 253ZM25 251H27V252H25ZM55 251H54V252H55ZM68 251H67V252H68ZM74 251H76V250L73 249V252H72V253H73V254H76V256H77L78 253H77V252L74 253ZM77 251H78V250H77ZM136 251H137V249H136ZM1 252H0V255L2 254ZM64 252H65V251H64ZM79 252H80V251H79ZM97 252H98V251H97ZM97 252H96V253H97ZM99 252H100V250H99ZM138 252H140V251H138ZM70 253H71V252H70ZM91 253H92V252H91ZM100 253H101V252H100ZM176 253H177V252H176ZM176 253H175V254H176ZM30 254H31V255H30ZM34 254H33V255H34ZM80 254H81V253H79V255H80ZM92 254H94V252H93ZM139 254H140V253H139ZM139 254H136V255H139ZM177 254H178V253H177ZM35 255H34V256H35ZM38 255H40V256L43 257V258H41L40 256L38 257ZM83 255H84V254H83ZM100 255H101V254H100ZM49 256H50V259H51L50 261L47 260V259H49ZM92 256H93V255L90 254V257H92ZM98 256H99V255H98ZM133 256H134V255H133ZM142 256H143V255H142ZM51 257H53V258L55 257V259L58 260V262H56V261H55L54 259H52ZM102 257H103V256H102ZM104 257H105V255H104ZM135 257H136V256H135ZM140 257H141V256H140ZM178 257H179V256H178ZM182 257H183V256H182ZM39 258H40V259H39ZM45 258H46V260H45ZM72 258H73V257H72ZM88 258H89V257H88ZM88 258H87V259H88ZM92 258H93V257H92ZM131 258H133V257H131ZM138 258H139V257H138ZM180 258H181V257H180ZM180 258H179V261L181 262ZM31 259H32V260H31ZM69 259H70V257H69ZM69 259H68V260H69ZM94 259H97V258H94ZM94 259H93V260H94ZM98 259L100 260L101 258L99 257ZM98 259H97V260H98ZM142 259H143V258H142ZM181 259H182V258H181ZM99 260H98V261H99ZM126 260H127V259H126ZM128 260H129V259H128ZM131 260H133V259H131ZM131 260H130V261H131ZM144 260H145V259H144ZM186 260H187V259H186ZM30 261H31V262H30ZM91 261H92V260H90V262H91ZM184 261H185V260H184ZM184 261H183V262H184ZM29 262H30V263H29ZM35 262H36V261H34V264H35ZM37 262H40V261H37ZM37 262H36V264H37ZM66 262H67V259H66ZM84 262H87V261H84V260H83L82 263L84 264ZM90 262H89V260H88V263H90ZM146 262H147V260H146ZM54 263H53V264H54ZM62 263H63V264H67V263H65V261L63 262V259H62ZM62 263H61V264H62ZM69 263H70V262H69ZM94 263H95V262H94ZM97 263H98V262H97ZM97 263H95V264H97ZM99 263H100V261H99ZM126 263H127V261H126ZM92 264H93V263H92ZM102 264H103V263H102ZM127 264H129V262H128Z\"/></svg>","mask_w":264,"mask_h":264}]
</instances>
